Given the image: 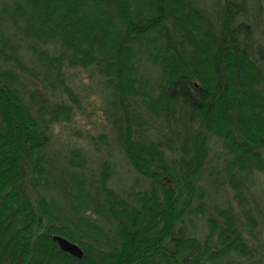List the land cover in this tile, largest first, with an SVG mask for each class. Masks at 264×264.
<instances>
[{
    "label": "trees",
    "instance_id": "1",
    "mask_svg": "<svg viewBox=\"0 0 264 264\" xmlns=\"http://www.w3.org/2000/svg\"><path fill=\"white\" fill-rule=\"evenodd\" d=\"M249 2L0 0V264H264ZM91 96L101 129L61 140ZM114 150L143 185H114Z\"/></svg>",
    "mask_w": 264,
    "mask_h": 264
},
{
    "label": "rangeland",
    "instance_id": "2",
    "mask_svg": "<svg viewBox=\"0 0 264 264\" xmlns=\"http://www.w3.org/2000/svg\"><path fill=\"white\" fill-rule=\"evenodd\" d=\"M195 1V6H200L201 9L206 11L211 15L212 18L216 19L217 13L219 12L218 9H215V2L216 0H191ZM262 8H264V0H260ZM250 11L248 12L250 20L256 19V25L258 29V33L264 37V9L262 13L257 12L255 0H250L249 2ZM72 82L75 85H80L81 83L85 84L88 88L89 84L87 81V77L82 72H77L72 74ZM91 92V91H90ZM99 102L94 96H91L90 99L86 102L83 100L82 107L84 110V114L78 115L74 122L68 126H58L55 129L56 135L61 140H71L75 141L74 138H69L67 135V129L72 128V130H81V132L92 133L98 129H101L103 120L100 116L99 111ZM55 136V139H58ZM59 143V142H58ZM82 145L86 146L82 141L80 142ZM87 147V146H86ZM103 155L107 156L111 160V163L115 169V179L114 185L117 186L120 190L127 189L132 187L135 182L141 183V178L131 169V167L127 164V162L116 153V151H110L109 156L106 154V151H103ZM143 185V181L141 183ZM264 195V194H263ZM264 199V197H263Z\"/></svg>",
    "mask_w": 264,
    "mask_h": 264
},
{
    "label": "water",
    "instance_id": "3",
    "mask_svg": "<svg viewBox=\"0 0 264 264\" xmlns=\"http://www.w3.org/2000/svg\"><path fill=\"white\" fill-rule=\"evenodd\" d=\"M53 240L57 243L59 249L66 253L69 254L70 256L81 259L83 256L82 250L77 246L76 244H73L69 242L68 240L62 238V237H54Z\"/></svg>",
    "mask_w": 264,
    "mask_h": 264
}]
</instances>
